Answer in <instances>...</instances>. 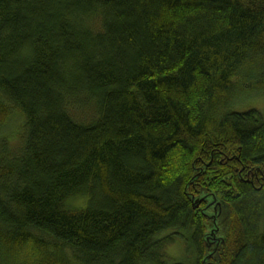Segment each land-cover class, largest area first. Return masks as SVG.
<instances>
[{"label": "trees", "instance_id": "trees-1", "mask_svg": "<svg viewBox=\"0 0 264 264\" xmlns=\"http://www.w3.org/2000/svg\"><path fill=\"white\" fill-rule=\"evenodd\" d=\"M253 90L264 0H0V263L264 264Z\"/></svg>", "mask_w": 264, "mask_h": 264}, {"label": "rangeland", "instance_id": "rangeland-1", "mask_svg": "<svg viewBox=\"0 0 264 264\" xmlns=\"http://www.w3.org/2000/svg\"><path fill=\"white\" fill-rule=\"evenodd\" d=\"M234 106V109L238 111H244L246 109H256L258 111H262L264 110V95H262V92L254 90L251 92L243 93L236 97ZM13 117V120L8 123L6 127L3 126L0 128V137L6 135V131H11L10 128H12V130L14 131L16 139H19L21 137L23 133L21 126V123H23V118L17 111H15ZM75 204L81 205V202L75 201ZM176 246L177 247L171 246L170 248H168V253L171 255V257L176 256L181 251V244L177 243Z\"/></svg>", "mask_w": 264, "mask_h": 264}]
</instances>
